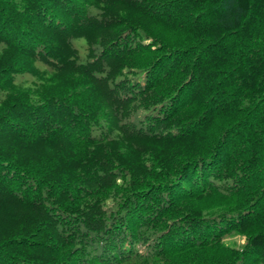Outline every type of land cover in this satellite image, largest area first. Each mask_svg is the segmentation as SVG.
<instances>
[{"label": "trees", "instance_id": "obj_1", "mask_svg": "<svg viewBox=\"0 0 264 264\" xmlns=\"http://www.w3.org/2000/svg\"><path fill=\"white\" fill-rule=\"evenodd\" d=\"M0 264H264V0H0Z\"/></svg>", "mask_w": 264, "mask_h": 264}, {"label": "rangeland", "instance_id": "obj_2", "mask_svg": "<svg viewBox=\"0 0 264 264\" xmlns=\"http://www.w3.org/2000/svg\"><path fill=\"white\" fill-rule=\"evenodd\" d=\"M72 42L78 48L80 58L83 61L85 59L84 40L82 38H77V39H73Z\"/></svg>", "mask_w": 264, "mask_h": 264}]
</instances>
